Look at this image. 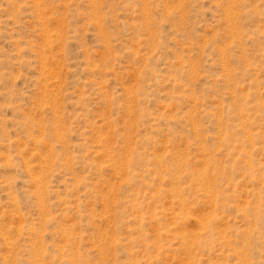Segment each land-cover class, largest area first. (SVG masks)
Masks as SVG:
<instances>
[{"label":"rangeland","instance_id":"374dc122","mask_svg":"<svg viewBox=\"0 0 264 264\" xmlns=\"http://www.w3.org/2000/svg\"><path fill=\"white\" fill-rule=\"evenodd\" d=\"M0 264H264V0H0Z\"/></svg>","mask_w":264,"mask_h":264}]
</instances>
